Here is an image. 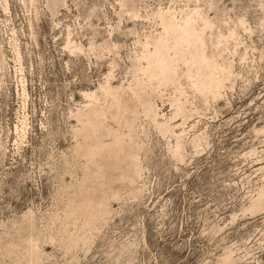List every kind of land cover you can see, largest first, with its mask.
<instances>
[{"label":"rangeland","instance_id":"obj_1","mask_svg":"<svg viewBox=\"0 0 264 264\" xmlns=\"http://www.w3.org/2000/svg\"><path fill=\"white\" fill-rule=\"evenodd\" d=\"M0 264H264V0H0Z\"/></svg>","mask_w":264,"mask_h":264},{"label":"bare ground","instance_id":"obj_2","mask_svg":"<svg viewBox=\"0 0 264 264\" xmlns=\"http://www.w3.org/2000/svg\"><path fill=\"white\" fill-rule=\"evenodd\" d=\"M208 61H204V63H207Z\"/></svg>","mask_w":264,"mask_h":264}]
</instances>
